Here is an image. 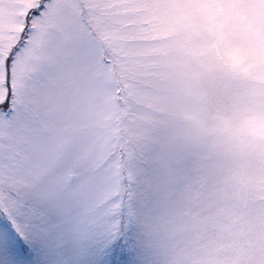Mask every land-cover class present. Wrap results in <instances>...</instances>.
<instances>
[{
  "label": "snow or ice",
  "instance_id": "1",
  "mask_svg": "<svg viewBox=\"0 0 264 264\" xmlns=\"http://www.w3.org/2000/svg\"><path fill=\"white\" fill-rule=\"evenodd\" d=\"M0 264H264V0H0Z\"/></svg>",
  "mask_w": 264,
  "mask_h": 264
},
{
  "label": "rangeland",
  "instance_id": "2",
  "mask_svg": "<svg viewBox=\"0 0 264 264\" xmlns=\"http://www.w3.org/2000/svg\"><path fill=\"white\" fill-rule=\"evenodd\" d=\"M190 68L192 71H199V64L195 60L191 62ZM220 78L218 76L213 77L211 75L205 74L198 81H194V93L192 96L187 98L186 106L190 109H194L201 105L200 101L196 95V92H207L209 94V103L206 105L207 112L211 115L216 108L218 102L224 101L221 94V89L219 86Z\"/></svg>",
  "mask_w": 264,
  "mask_h": 264
}]
</instances>
